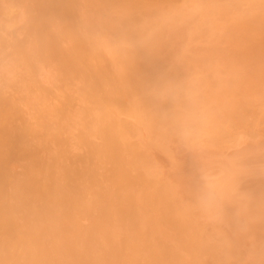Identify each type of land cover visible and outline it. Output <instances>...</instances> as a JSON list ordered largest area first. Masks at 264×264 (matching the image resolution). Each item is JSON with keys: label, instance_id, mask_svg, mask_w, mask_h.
I'll return each mask as SVG.
<instances>
[{"label": "bare ground", "instance_id": "1", "mask_svg": "<svg viewBox=\"0 0 264 264\" xmlns=\"http://www.w3.org/2000/svg\"><path fill=\"white\" fill-rule=\"evenodd\" d=\"M0 264H264V0H0Z\"/></svg>", "mask_w": 264, "mask_h": 264}, {"label": "clouds", "instance_id": "2", "mask_svg": "<svg viewBox=\"0 0 264 264\" xmlns=\"http://www.w3.org/2000/svg\"><path fill=\"white\" fill-rule=\"evenodd\" d=\"M209 188L211 189L212 186L209 185ZM215 209V194L213 191H209L208 194L204 197L202 201V211L205 214H211Z\"/></svg>", "mask_w": 264, "mask_h": 264}]
</instances>
